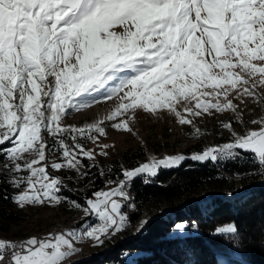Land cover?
Masks as SVG:
<instances>
[{"label":"snow or ice","instance_id":"snow-or-ice-1","mask_svg":"<svg viewBox=\"0 0 264 264\" xmlns=\"http://www.w3.org/2000/svg\"><path fill=\"white\" fill-rule=\"evenodd\" d=\"M104 100L112 103L102 120L62 125L68 115ZM182 101H195L184 109L191 117L231 113L234 119L220 121L229 142L190 157L152 156L137 166L121 165L115 178L81 143L106 136L105 121L134 134L130 125L138 109L164 108L181 125L193 124L177 110ZM249 103L264 107V0H0V145H10L0 147V175L18 190L11 198L21 209L67 203L99 221L44 238H0V264H74L77 242L102 246L127 229L122 209L134 207L132 180L155 176L161 166L251 153L259 165L252 174L264 175V116L246 124ZM99 147L107 156L112 145ZM83 158L91 161L88 168H99L106 187L85 195L82 205L61 194L67 185L47 169L74 170L82 180L88 175ZM147 223L141 219L135 231ZM236 231L225 224L214 234Z\"/></svg>","mask_w":264,"mask_h":264},{"label":"trees","instance_id":"trees-1","mask_svg":"<svg viewBox=\"0 0 264 264\" xmlns=\"http://www.w3.org/2000/svg\"><path fill=\"white\" fill-rule=\"evenodd\" d=\"M230 118L234 119L230 115L220 116L201 127L192 124L187 127L192 128L187 133L198 137L211 132L215 139L213 144L224 143L229 134L221 128L220 121ZM188 144L182 149L187 157L207 146L197 140ZM143 156V149H124L114 158L96 157V161L105 170L111 167L112 172L107 176L115 178L121 165L137 166ZM4 159L0 156V163ZM254 159L251 153L215 162L187 158L178 166H161L155 176L141 174L135 177L129 187L134 208L127 210L124 206L122 209L128 216L129 226L139 218L143 209L155 213L165 204L173 206L193 197L198 199L203 193L221 195L203 202H189L153 217L142 231L116 240L104 253L79 264H227L229 261L231 264H264V184L252 187L241 197L227 196L238 186L245 188L261 175L252 174L259 168ZM82 163L86 166L87 177L67 179V187L62 188L61 194L83 205L84 196L90 197L94 190L105 186L106 177L99 175V168H88L91 161L87 158H83ZM64 174L69 175V172L64 171ZM17 191L0 175V231L8 230L12 223H19L25 217L24 210L18 208L11 198ZM181 222L188 229V233L182 236L174 231L175 224ZM230 222L237 229L235 234H214L217 226ZM194 227L196 231L191 232ZM218 257L222 259L218 260Z\"/></svg>","mask_w":264,"mask_h":264},{"label":"rangeland","instance_id":"rangeland-1","mask_svg":"<svg viewBox=\"0 0 264 264\" xmlns=\"http://www.w3.org/2000/svg\"><path fill=\"white\" fill-rule=\"evenodd\" d=\"M201 99L208 98L201 97ZM233 102L238 103L239 101L234 100ZM111 103L112 102L109 100H104L98 102L97 104L90 105L86 109L80 110V112H74L62 120V125L75 124L77 127H82L84 126V124L92 123L94 120H102L105 116L108 115L111 109ZM194 104L195 101H192L191 103H189L188 101H182L179 105H177V110L181 111V113L185 116H189V118L193 120V125L195 127H201L202 125H206L212 122L213 120H216L220 116L230 115L232 117L231 113H215L214 110L212 115L205 113L201 117H191L190 114L184 111V109L188 106L194 107ZM99 116H101V118ZM261 116H264V107L249 103L248 109L245 110L244 115V120L246 124L251 119H259ZM134 117L135 122L130 125L133 129L134 134L128 133L124 130L113 129L111 127V122L105 121L104 126L107 135L104 137L98 136L97 143H93L92 141H87L81 138L82 145L86 149L92 150L96 154V157H101L105 160L118 156L124 149L131 150L140 148L144 150L142 162H147L148 159L152 156L162 158L164 155H186L184 152H182V149L185 147V144L194 143L195 140H197V142L199 143L207 144V146H216L212 142L215 141V139L212 136L211 132H204L201 136L198 137L188 135V129L192 128L187 127L191 126L192 124L181 125L178 122L176 116L173 113H170L167 109L158 108L155 112H145L143 109H138L135 112ZM248 126L252 127L250 124ZM236 128L238 131H242L239 125H236ZM167 139L168 141H166ZM226 142H229V140H227ZM103 144L112 145L111 148L107 149V156L99 155V146ZM191 154L192 153H190V155ZM56 155L59 159L60 153L57 152ZM49 160H51V155L49 156ZM47 171L50 175H56L61 177L63 179L64 184H66L67 179H69L68 176L73 177L74 179H78L74 170H53L50 168L49 164ZM64 171H68L69 175H65ZM262 179H264V175H260L254 180L260 181ZM105 187L106 186H103L99 189ZM238 188L241 189L243 188V186H238L236 189ZM205 195L210 194L203 193L198 198H201ZM193 199H195V197H193ZM131 204L134 205V202L131 201ZM15 205L20 208L16 203ZM124 206L127 210H129L128 204H125ZM168 206L170 205L165 204L162 207ZM133 208L134 207H132V209ZM23 210L25 213V217L19 223H12L8 230L0 231V238L22 240L27 239L28 237L33 235L37 236L38 238H44L49 233L65 232L71 229L83 230L86 229L89 225L94 226L96 223L99 222L98 218L92 216L86 217L82 210L71 208L68 206L67 203L59 206H27L23 208ZM151 213V211L143 209L140 212L139 218L136 219L131 224V226L128 227V230L121 231L118 235H114L110 239H106L102 246H94L91 241L77 242L76 247L79 248L80 251L74 254L71 257V260L74 262V264H79L81 262H84L85 259L91 256H99L101 253H104L107 249H109L116 240H120L124 237H128L132 234H135V229L138 225V222L141 219L146 218L147 215H150ZM87 218L89 220L95 221H89L88 225L81 226V222ZM181 223L185 224L184 222ZM226 224L234 223L230 222ZM195 231V227L192 228L191 232ZM187 233L188 229L186 227L185 231L183 233H180V235L182 236Z\"/></svg>","mask_w":264,"mask_h":264},{"label":"water","instance_id":"water-1","mask_svg":"<svg viewBox=\"0 0 264 264\" xmlns=\"http://www.w3.org/2000/svg\"><path fill=\"white\" fill-rule=\"evenodd\" d=\"M261 184H264V179L260 180V181H257L256 180H253L249 185H247L245 188H241V189H236V191L233 193V194H228L227 196H230L232 198H236V197H241L243 196L245 193H247L249 190H251L252 187L254 186H258V185H261ZM214 195H221L220 193H215ZM214 195H205L201 198H198V199H193L191 201H187V200H183L182 202L178 203V204H175L173 206H168V207H161L159 209L158 212H155V213H151L150 215L148 214V216L146 217L148 219V221L153 218V217H157V216H161V215H164L165 213H167L169 210H171L172 208H176V207H181V206H184L185 204L189 203V202H203V201H206L208 200L209 198H211L212 196ZM145 228V227H144ZM143 228V229H144Z\"/></svg>","mask_w":264,"mask_h":264},{"label":"crops","instance_id":"crops-1","mask_svg":"<svg viewBox=\"0 0 264 264\" xmlns=\"http://www.w3.org/2000/svg\"><path fill=\"white\" fill-rule=\"evenodd\" d=\"M89 221L93 222V221H95V220H89V219L87 218V219H85V220H83V221L81 222V226L88 225V222H89Z\"/></svg>","mask_w":264,"mask_h":264},{"label":"bare ground","instance_id":"bare-ground-1","mask_svg":"<svg viewBox=\"0 0 264 264\" xmlns=\"http://www.w3.org/2000/svg\"><path fill=\"white\" fill-rule=\"evenodd\" d=\"M103 113H104V112H103ZM99 117L101 118V116H99ZM103 117H104V116H103ZM94 121H97V120H94ZM94 121H93V122H94ZM256 182H257V181H256ZM147 216H148V215H147ZM14 240L19 241V239H18V240H17V239H14Z\"/></svg>","mask_w":264,"mask_h":264},{"label":"built area","instance_id":"built-area-1","mask_svg":"<svg viewBox=\"0 0 264 264\" xmlns=\"http://www.w3.org/2000/svg\"><path fill=\"white\" fill-rule=\"evenodd\" d=\"M128 208H129V210H131V209H132V207H129V206H128Z\"/></svg>","mask_w":264,"mask_h":264}]
</instances>
